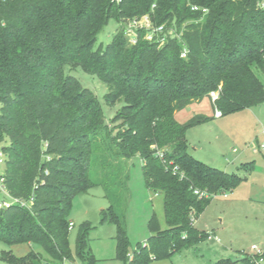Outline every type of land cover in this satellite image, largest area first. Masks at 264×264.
Masks as SVG:
<instances>
[{
	"label": "trees",
	"instance_id": "obj_1",
	"mask_svg": "<svg viewBox=\"0 0 264 264\" xmlns=\"http://www.w3.org/2000/svg\"><path fill=\"white\" fill-rule=\"evenodd\" d=\"M259 1L0 0V150L11 198L0 207V241L33 243L57 263L96 264L88 221L79 226L74 250L70 246L74 197L103 186L112 201L135 157L146 186L164 197L167 227L154 214L149 238L130 254L125 218L112 203L101 211V223L116 225L117 258L152 264L209 238L195 223L210 195L233 191L245 178L189 152L188 129L210 116L181 122L177 115L206 99L223 116L264 103L255 72L264 69ZM145 14L166 33L176 28V36L167 34L161 45L163 35L148 40L140 29L131 44L125 24ZM110 21L118 24L115 35L97 45ZM78 68L107 85L108 104H122L113 129L98 96L73 75ZM2 259L49 264L35 250L22 257L4 251ZM241 261L257 264L249 254Z\"/></svg>",
	"mask_w": 264,
	"mask_h": 264
},
{
	"label": "rangeland",
	"instance_id": "obj_2",
	"mask_svg": "<svg viewBox=\"0 0 264 264\" xmlns=\"http://www.w3.org/2000/svg\"><path fill=\"white\" fill-rule=\"evenodd\" d=\"M118 29L115 21H110L100 34L97 45L111 42ZM176 33V28L173 29ZM264 83V69L255 68ZM75 75L83 86L91 89L104 107L111 123L121 103L110 105L104 99L108 87L96 76L78 68ZM1 107V106H0ZM197 114L210 116L209 121L193 126L187 131L189 152L197 159L217 169L237 173L245 180L233 191L226 194L210 195V204L196 220V227L206 230L213 238H207L185 247L169 259L153 261L152 264H218L231 260L232 264H243V254H254L253 245L264 249V103L221 117L214 116L208 99L195 103L178 113V119L185 122ZM129 170L126 185H120V192L111 199L107 198L103 186L92 188L74 197L69 219L74 226L69 241L74 250L79 226L88 221L89 247L96 258V264H125L116 256L117 228L113 223H101V211L112 203L116 211L125 218L126 229L131 242L130 254L137 243L146 241L150 236L149 220L155 214L162 229L167 227L164 212V197L146 186L142 161L139 157L128 160ZM1 195L0 200H7ZM31 250L42 254L49 264H85L80 260L53 262L43 248L33 243H18L12 246L0 241V264L4 251H11L22 257ZM88 264V263H87Z\"/></svg>",
	"mask_w": 264,
	"mask_h": 264
},
{
	"label": "built area",
	"instance_id": "obj_3",
	"mask_svg": "<svg viewBox=\"0 0 264 264\" xmlns=\"http://www.w3.org/2000/svg\"><path fill=\"white\" fill-rule=\"evenodd\" d=\"M259 5L260 7L264 8V0H260ZM194 9H198V8L194 7ZM140 29L146 30L145 37L148 40H154L156 36L160 38V35H163V37L159 39V42L161 45L165 42L167 34L170 36H176L173 29H170L168 33H166L165 25L156 26L153 23L150 15L145 14L141 17H135V18L129 19L125 24V33L131 44L137 43ZM186 55H187V49L185 48L182 53V56L185 57ZM218 95H219L218 91L212 92L211 93L212 101H215L218 98ZM214 115L217 117H221L222 112L216 109ZM262 148L264 149V144H262ZM5 159H6L5 154L3 153V151L0 150V192L3 195H6L9 199H11L4 185ZM195 193L198 194L199 190H195ZM14 201H18V200H14ZM9 202H10L9 200L1 201L0 207L8 206ZM73 226H74V223L71 222L70 228H72ZM209 238L212 239L213 236L210 235ZM252 249L254 250V254H252V256L254 257L255 262L257 264H264V249L259 248L257 245H253Z\"/></svg>",
	"mask_w": 264,
	"mask_h": 264
},
{
	"label": "crops",
	"instance_id": "obj_4",
	"mask_svg": "<svg viewBox=\"0 0 264 264\" xmlns=\"http://www.w3.org/2000/svg\"><path fill=\"white\" fill-rule=\"evenodd\" d=\"M215 116V115H214ZM103 210V209H102ZM72 221V220H71ZM73 222V221H72ZM66 262V261H65Z\"/></svg>",
	"mask_w": 264,
	"mask_h": 264
}]
</instances>
